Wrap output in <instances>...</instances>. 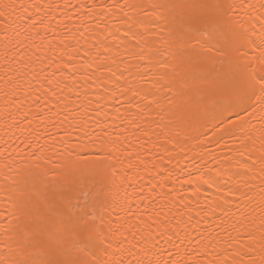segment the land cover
Segmentation results:
<instances>
[{
  "label": "snow or ice",
  "instance_id": "snow-or-ice-1",
  "mask_svg": "<svg viewBox=\"0 0 264 264\" xmlns=\"http://www.w3.org/2000/svg\"><path fill=\"white\" fill-rule=\"evenodd\" d=\"M0 264H264V0H0Z\"/></svg>",
  "mask_w": 264,
  "mask_h": 264
}]
</instances>
